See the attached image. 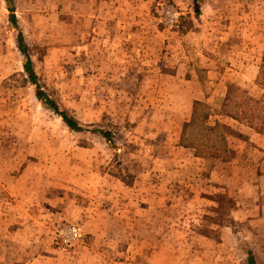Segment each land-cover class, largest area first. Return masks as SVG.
<instances>
[{"label": "rangeland", "instance_id": "obj_1", "mask_svg": "<svg viewBox=\"0 0 264 264\" xmlns=\"http://www.w3.org/2000/svg\"><path fill=\"white\" fill-rule=\"evenodd\" d=\"M135 1L0 0V264L77 245L112 264H264V116L243 114L264 104V0ZM169 3L176 27L158 23ZM97 14L126 37L94 35ZM195 100L226 136L206 147L188 128L194 150L178 143ZM63 225L76 244H60Z\"/></svg>", "mask_w": 264, "mask_h": 264}, {"label": "trees", "instance_id": "obj_2", "mask_svg": "<svg viewBox=\"0 0 264 264\" xmlns=\"http://www.w3.org/2000/svg\"><path fill=\"white\" fill-rule=\"evenodd\" d=\"M199 2H200V0H194L195 8L199 7V5H200ZM197 12H198V10H197ZM11 19L15 20L13 14H11ZM21 37H22V35L19 34L17 41H16L17 47H18L19 51H21L26 57V61L24 63V68L26 69V72L28 73L30 78H34L35 74L33 72L32 66H31V61L27 56L28 55L27 54V45L24 42V40L23 41L20 40ZM261 82L264 83V76L261 77ZM250 100H252V99H249V101H247V103L249 106H253V109L244 108L243 114L247 115V117H249L251 119H255V118L258 119V118L263 117L264 116V104L257 106L256 103H258V102H255V101L250 102ZM45 101H46V104L49 105L61 117V119L64 121V123H66L67 126H69L73 130H79L80 129L78 122L73 117L69 116L66 111H62V110L60 111L53 100H49V99L45 98ZM226 101H228V99L225 100V103H226ZM225 103H224V105H225ZM263 103H264V101H263ZM193 105H194V108H193V114L191 116V120L183 126V130H182L183 137L181 140V144L186 146V147L187 146L193 147V148L195 147L194 139L188 138V136H185L188 128H191V130L193 132H195V134H198V139L204 141L203 145L205 143V146H206V143H210V142L214 143L215 141H218V140H220L222 142V140H225L226 133L223 130V129H225L224 125H222L218 122H216L214 125L205 124L204 120L209 117L208 109L205 106V104H203L200 101H194ZM221 113L225 114L227 116L233 117V118H236V117L238 118V116L236 114L228 112L225 109H223V111ZM201 118H202V120H201ZM198 124H200V129L196 127ZM193 125H194V127H192ZM96 131L99 134H101L102 136L109 139V141L111 140V138H109V136H110L109 132H107L105 130H96ZM183 138L187 139V142ZM209 151H211L213 153H215V151H216V152L222 154L225 151V146H224V144L222 145V147H219V145H216V146L214 145L211 147V149ZM248 256H249L248 257V264H257L254 260L252 252H248Z\"/></svg>", "mask_w": 264, "mask_h": 264}, {"label": "crops", "instance_id": "obj_3", "mask_svg": "<svg viewBox=\"0 0 264 264\" xmlns=\"http://www.w3.org/2000/svg\"><path fill=\"white\" fill-rule=\"evenodd\" d=\"M132 1H134V2H136L135 0H132ZM110 2H112V0H110ZM206 1H203V3H202V5H204V3H205ZM142 3H146V2H142ZM200 3V2H199ZM170 5H173V6H175V7H177L174 3H169ZM162 5V4H161ZM201 5V6H202ZM190 6V0H189V2H187L186 3V6L185 7H189ZM201 6H199L200 8H201ZM122 6L119 4L118 6H117V8H121ZM190 8V7H189ZM199 8V9H200ZM177 9L181 12V10H180V8H178L177 7ZM11 14H13V11H12V9L10 8V15ZM198 14H200V12L198 13ZM14 15V14H13ZM181 15H182V12H181ZM11 17V16H10ZM103 17L104 18H106V20H104L103 19ZM15 18V17H14ZM89 19H92V24H93V27H95L96 26V28L93 30V34L94 35H101L103 38H111V37H115L116 35L113 33V32H115L114 30L116 29V31L117 32H120L122 29H121V27H120V21L121 20H118L117 22H114V20L112 21L111 20V18L110 17H107V16H99V14H97L96 16L95 15H93L92 17H90ZM180 19H181V16H180V18H179V20H178V22L176 23V25L175 26H168V25H166V24H164L161 20H160V18H158V23L160 24V25H162L163 27H176V26H178V24L180 23ZM201 21V24H203V19H201L200 20ZM207 24H208V22H207ZM194 25V24H193ZM195 26H198L197 24H195ZM97 27L98 28H100V29H102V31H103V33H101V32H99L98 30H97ZM113 28V29H112ZM194 28V27H193ZM113 31H112V30ZM142 30V29H141ZM141 30H137V31H135L137 34H138V38L139 39H141V40H146V39H148V37L145 35L144 36V34L142 35L141 34ZM129 32H134V31H129ZM186 33H187V31H185ZM184 32V33H185ZM125 33H127V32H120V35H118V36H123V37H126L124 34ZM128 37H129V35H128ZM226 43V42H225ZM17 44V43H16ZM227 46V45H226ZM228 50V49H227ZM228 51H230L231 53H227V54H229V55H231V56H233V55H235V56H239V54H240V52L236 49V53L234 54V49H230V50H228ZM197 99V98H196ZM195 101H199V100H195ZM201 102V101H200ZM188 122V121H187ZM187 122H185V123H187ZM184 123V124H185ZM183 124V125H184ZM182 130H183V126H182V128H181V131H180V135L182 134ZM179 146H181V147H183V148H190V149H194L195 150V148H193V147H186V146H184V145H182L181 143H180V140H179ZM195 158H199V157H195ZM93 241V243L94 244H96V245H102L103 246V248H105L106 247V242H105V240H94V237H93V239H92ZM47 245H49L50 244V242H47L46 243ZM74 243H72L71 244V246L73 245ZM75 244H76V242H75ZM79 246L80 245H77V247L75 246L74 247V249H71V250H69L68 252H66V253H57V255H56V257L55 258H53V257H50V256H52V255H49V250H50V253L51 254H53V253H55L56 251H55V247L54 246H51V247H48L47 248V250H48V252H47V257L44 259H37V258H33V259H31L30 261V264H37V261H39L38 262V264H112V259L111 258H109V256H106V255H104V254H100V256L98 257V258H96L95 257V255H94V253H93V246H89V247H86V246H83V247H81V248H83V249H87V253H86V257L84 256V254H79L78 253V250L77 249H79ZM92 248V249H91ZM77 252H76V251ZM64 254H66V255H64ZM75 255V256H74ZM29 264V263H28Z\"/></svg>", "mask_w": 264, "mask_h": 264}, {"label": "built area", "instance_id": "obj_4", "mask_svg": "<svg viewBox=\"0 0 264 264\" xmlns=\"http://www.w3.org/2000/svg\"><path fill=\"white\" fill-rule=\"evenodd\" d=\"M158 14L160 20L168 26H175L181 16V12L177 7L170 4L160 5ZM56 234L60 240V244L66 247L77 241L81 236L79 228L75 225L60 226Z\"/></svg>", "mask_w": 264, "mask_h": 264}]
</instances>
